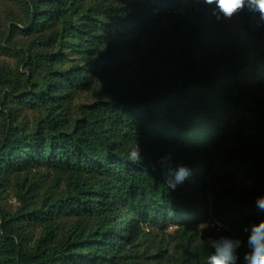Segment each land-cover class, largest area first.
<instances>
[{
	"label": "trees",
	"instance_id": "1",
	"mask_svg": "<svg viewBox=\"0 0 264 264\" xmlns=\"http://www.w3.org/2000/svg\"><path fill=\"white\" fill-rule=\"evenodd\" d=\"M11 1L18 11L0 19V54L14 60L0 61V264H207L220 236L242 241L243 264L244 229L264 219L253 204L264 102L240 115L247 94L264 92L254 18L231 26L197 0ZM234 126L262 151L251 198L232 207L218 193L226 227L202 231L215 152ZM169 153L172 170L191 169L175 191L158 163Z\"/></svg>",
	"mask_w": 264,
	"mask_h": 264
},
{
	"label": "rangeland",
	"instance_id": "2",
	"mask_svg": "<svg viewBox=\"0 0 264 264\" xmlns=\"http://www.w3.org/2000/svg\"><path fill=\"white\" fill-rule=\"evenodd\" d=\"M141 13L146 17H153L156 13V9L153 12L151 10V5L142 3L136 6ZM18 11L17 5L11 0H0V19L6 22L10 19L12 12ZM231 26H242L244 23L243 18L239 15L234 17L231 21H225ZM256 21H253L251 26L252 30L257 34L264 43V29H258L256 26ZM144 38L141 39V45H143ZM135 57V55H130V58ZM248 58L246 61H250ZM0 61L7 62L10 64L14 63L13 58L7 57L0 54ZM91 89L82 95L81 100L87 99L88 95L91 97ZM86 96V97H85ZM258 99L264 102V92L249 93L241 101L240 115L253 114L255 111L261 107L258 105ZM35 114L33 112H28V118L32 120ZM237 117H235L232 122H235ZM235 129V134H231L227 137L223 143L216 149L215 152V162L213 173L207 179L208 195L210 199V211L212 215L210 219L201 224L199 227L202 231L210 230L218 232L214 227H210L209 223L218 220L213 214V209L215 208L214 202L217 194L220 193L219 197H223L225 203L230 204L232 207L238 205L241 200L248 201L251 196L247 194L246 189H251L254 187V178L252 176V166H256L259 161L262 160V151L260 147L253 142H248L245 140L246 134H250L253 131L244 129L242 132L240 128ZM241 132V133H240ZM7 203L10 207L15 208L18 201L12 193L7 197ZM169 231H173L174 228H169Z\"/></svg>",
	"mask_w": 264,
	"mask_h": 264
},
{
	"label": "clouds",
	"instance_id": "3",
	"mask_svg": "<svg viewBox=\"0 0 264 264\" xmlns=\"http://www.w3.org/2000/svg\"><path fill=\"white\" fill-rule=\"evenodd\" d=\"M208 14L217 21H231L234 17L243 12L250 14L256 21L258 29H264V0H197ZM183 12V8L179 9ZM141 146L138 144L129 154V160L136 162L142 160ZM173 161L172 154H166L158 161L162 169H167L165 173V183L175 191L176 188L184 184L191 177V169L180 164L174 170L171 168ZM257 212L264 214V193L257 196L253 201ZM210 227L217 230L224 229L219 220L209 223ZM248 251L243 254V264H264V219L246 227ZM213 249L208 257L207 264H241L239 250L242 241L229 236L210 237L208 241Z\"/></svg>",
	"mask_w": 264,
	"mask_h": 264
},
{
	"label": "built area",
	"instance_id": "4",
	"mask_svg": "<svg viewBox=\"0 0 264 264\" xmlns=\"http://www.w3.org/2000/svg\"><path fill=\"white\" fill-rule=\"evenodd\" d=\"M222 223V222H221ZM223 224V223H222ZM224 225V224H223Z\"/></svg>",
	"mask_w": 264,
	"mask_h": 264
}]
</instances>
